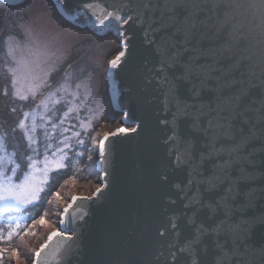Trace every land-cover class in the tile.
<instances>
[{
	"label": "water",
	"instance_id": "95a60500",
	"mask_svg": "<svg viewBox=\"0 0 264 264\" xmlns=\"http://www.w3.org/2000/svg\"><path fill=\"white\" fill-rule=\"evenodd\" d=\"M0 1L19 7L29 0ZM51 1L74 28L87 30L99 37H116L120 51L111 60L121 51H125V56L116 69L110 68V62L107 68L110 105L120 120L105 133L110 135L104 141V157L100 156V141L105 134L99 139L95 171L98 176L97 188L101 191L94 195L96 188L91 195H73L89 199L73 202V196L70 198L65 207L69 204L72 207L64 215L65 223L53 231L60 230L66 236H71V240L56 236L48 241L53 231L50 232L34 252L32 264L34 261L36 264H214L220 251L211 236L205 237L202 245L196 246L200 249L206 245V253H179L178 261H172L170 254L194 237L195 225H190L188 219L197 208L200 210L195 215L196 223L203 222L206 227L220 220L242 224L253 218H264V121L252 120L248 124L239 119L234 121V138L217 142V148L222 145L225 151L219 156L205 159L201 164L203 177H197L204 179L213 176L217 172V163L229 161L223 173V183L210 190L206 183H193L188 192L191 197L199 190L201 204L215 206L226 195V189L231 187L228 216L225 217L222 208H216L214 215L206 206L192 205L185 209L183 205L186 200L180 198L181 193L175 185L183 187L187 183L189 169L188 166L175 168L167 155L163 143L167 130L159 121L166 115L170 119L171 114L163 111V89H158L154 80L149 82V69L155 63V56L153 48L145 43L146 25L140 23L141 15L145 19L159 16V11L152 8L155 0ZM85 2L97 3L107 11L119 12L122 17L132 16L133 19L121 29L122 35L117 33L115 27L101 31L93 25L90 16L78 18L73 14ZM145 4H148L147 8ZM186 14L181 10L179 16L182 19ZM197 19L205 22L200 29L205 33V38L199 47L219 49L229 46L230 52L218 58L217 67L227 68L239 60L240 68L233 75L250 82L245 84L248 96L244 102L248 104L252 98L259 100L261 81L264 80V0H202V10L197 13ZM197 55V52L189 51L184 59ZM205 62L207 58L200 56L199 63ZM173 71L179 73L182 70L177 67ZM188 87L187 84L181 86V98L190 99L186 91ZM201 99L211 101L213 94L204 92ZM258 106V103L251 104L252 108ZM249 115L255 114L250 112ZM187 123L181 121L182 133L186 131ZM119 128L128 131L118 132ZM197 139L202 138L197 135ZM237 145V151H227ZM200 151L206 153L207 149L197 143L195 152L198 155ZM197 163L200 161L197 160ZM172 200L176 202L171 203ZM62 215L63 211L60 219ZM173 217H176L178 236L171 228ZM161 230L164 235H160ZM216 239L231 250L227 233ZM43 244H48V247L36 261L35 254ZM173 244L175 247H170ZM238 244L249 264H264V254L260 251L264 248V228L256 227L243 243Z\"/></svg>",
	"mask_w": 264,
	"mask_h": 264
},
{
	"label": "snow or ice",
	"instance_id": "6c2138e0",
	"mask_svg": "<svg viewBox=\"0 0 264 264\" xmlns=\"http://www.w3.org/2000/svg\"><path fill=\"white\" fill-rule=\"evenodd\" d=\"M144 7L147 8L148 4H145ZM152 8L159 11V16H148L145 19L141 15L140 23L146 25L144 27L145 43L153 48L155 56V63L149 69L151 73L149 82L154 80L157 88L163 89V100L161 101L163 111L165 114H171L170 119L166 115L164 119L159 121L167 130L163 143L166 146L167 155L171 159L173 166L175 168L188 166L189 169L187 183L183 187L177 184L175 188L180 191V198L186 200L183 205L185 209L192 205H200L201 208L206 206L214 215L216 208H222L225 217H227L230 212L228 200L232 191L231 187L226 189V195L221 197L215 206L212 204H201L199 190H197L196 195L191 197L188 196V192L193 183H206L209 186V190L215 188L219 183H223L225 179L223 173L230 163L229 161L217 163L215 165L217 172L213 176L197 179V177H203L201 164L205 159L219 156L220 153L225 151L222 145L217 148V142L225 138H234L236 134L234 121L239 119L244 124H248L252 120L264 121V80L261 81L262 88L259 100L252 98L248 104H245V97L248 96V89L245 84L250 82L245 81L243 78L237 79L233 75L235 71L239 70L240 61L236 60L227 68L223 66L217 67L218 58L224 56L226 52H230V47L227 45L219 49L199 47L202 39L205 38V33L200 30L205 22L197 19V13L202 10V0H155ZM181 10L187 13L182 19L179 16ZM73 14L78 18L90 16L93 18V25L101 31L115 27L117 33L121 35L123 34L121 29L133 19L132 16L122 17L119 12L107 11L97 3L92 2H85ZM124 47L126 49V45ZM189 51H195L198 55L184 59L185 54ZM124 56L125 51H121L110 61V68L116 69ZM200 56L206 57L207 62L199 63ZM228 58L231 59V56ZM177 67L182 71L179 73L173 71ZM241 77H243V73H241ZM183 84L189 85L186 91L189 93L190 99L181 98L180 89ZM204 92L212 93L213 99L207 102L202 100L201 96ZM252 103H258L259 106L252 108ZM250 112L255 115H249ZM181 121L188 122L186 131L183 133L181 132ZM20 126L23 127V121H21ZM117 131L127 132L128 129L119 128ZM132 131H136V129H132ZM193 134H197L202 139L198 140L197 135ZM108 135L110 134H105L103 140L100 141L101 157L105 155L104 141L108 139ZM241 142H243V138ZM197 143L206 148L207 152L200 151L197 155L195 152ZM65 147L70 146L65 144ZM238 147L239 145L231 147L227 151L230 153L235 152ZM59 151L62 154L58 160L51 162L45 160V167L40 170L43 173V178L28 175L25 176L21 184H13L11 178L6 181H0V212H7L10 209L19 211L22 207L40 199V193L44 191L43 185L47 183L49 164H54L58 169L65 167L63 161L67 159V154L64 153L63 149ZM197 160L200 163H197ZM166 178L164 177V179ZM75 181L76 177L70 176L64 183H75ZM100 191L101 189L97 188L94 195ZM51 195L57 200L61 199L58 191L51 193ZM71 199L75 202L80 199H89V197L73 196ZM48 202L51 203V200ZM175 202V200L171 201V203ZM71 207L72 204H69L64 208L60 224L65 223L64 215L68 214ZM199 210L200 208H197L196 212ZM196 212H193L188 219L190 225H195V235L187 240L178 251L170 254L172 261H178L179 253H188L189 255H195L197 251L206 253V245L200 249H197L196 246L202 245L203 239L211 236L215 242V247L220 251V255L216 256L214 264H249L246 254L239 250L238 242L243 243L256 227L264 228V218H253L251 221H244L242 224L227 223L225 220H220L206 227L203 222L196 223ZM47 215V212H45L40 215L38 220L31 218V226L46 224ZM24 219L25 217L21 215L9 221L7 237L0 233V244L5 239L11 241L14 235L19 234L17 230L24 227L21 223ZM209 219H211V216ZM171 228L175 230L177 236L180 234L176 217L171 220ZM224 233H227L230 237L231 250H228L224 243H220L216 239ZM28 234L27 229H25L23 235ZM160 235H164L163 230H161ZM56 236L71 240V236H66L64 232L57 230L48 236V241H51ZM47 247L48 244L40 246V251L35 254L36 261L40 259L42 252ZM170 247H175V245H170ZM245 247L247 248V245ZM7 251L8 249L0 247V262L3 260V254ZM11 251L14 256L19 258L15 248L11 249ZM260 251L261 254H264V248L260 249ZM234 257L237 258L235 261L233 260ZM34 264H36L35 261Z\"/></svg>",
	"mask_w": 264,
	"mask_h": 264
},
{
	"label": "rangeland",
	"instance_id": "374dc122",
	"mask_svg": "<svg viewBox=\"0 0 264 264\" xmlns=\"http://www.w3.org/2000/svg\"><path fill=\"white\" fill-rule=\"evenodd\" d=\"M17 12L22 16L16 24L21 35L12 33L7 38L8 69L5 67L9 71L15 99L35 101L21 119L23 127L19 125L32 152L27 168L22 177L17 179V169L20 165L12 161V157L3 148V143L0 144V181L11 178L13 184H21L28 175L43 178L40 170L45 167V160H58L62 154L60 149L64 150L68 159L71 150H75L76 146L81 148L88 140L91 157H88L86 163L91 180L79 185L67 183L64 191L60 193L61 199L53 197L51 210L46 217L47 223L29 227V234L21 236L25 240L31 239V236L34 238L25 255L24 248L16 249L19 258L14 256L11 264H31L33 254L41 244L39 239L59 228L60 209L69 197L73 193L91 194L98 187L95 162L100 129L97 126L108 124L107 127L112 128L118 122L107 97L105 73L111 57L118 53L119 43L113 36L98 37L87 30L82 31L69 25L61 26L54 19L51 3L47 0H30ZM74 47H85L88 53L85 62L80 65L78 79L74 70H68L65 76L59 79L56 87L51 86L53 76L71 59ZM61 105L63 109L60 110L58 108ZM40 132L44 134V139H48L43 155ZM56 136L58 139L53 140ZM65 144L70 147L66 148ZM77 155L81 157L82 152L79 150ZM67 159L63 161L65 166L68 165ZM56 170L59 169L54 164H49L47 183L52 172ZM47 183L43 185L44 190ZM41 195L42 192L40 197ZM9 211L14 209L7 212ZM24 222L21 221L22 224ZM8 230L9 224L3 233L7 235Z\"/></svg>",
	"mask_w": 264,
	"mask_h": 264
},
{
	"label": "trees",
	"instance_id": "16d2710c",
	"mask_svg": "<svg viewBox=\"0 0 264 264\" xmlns=\"http://www.w3.org/2000/svg\"><path fill=\"white\" fill-rule=\"evenodd\" d=\"M47 1L50 2V0ZM20 8L22 7H12L0 2V144L3 143V148L6 149V153L12 157V161L20 165V168L17 169V179L22 177L27 168L28 158L32 152V149L28 146L27 140L20 130L19 125L24 113L32 107L33 103H35V101L31 100L24 101L15 99L13 88L11 87V78L9 71L7 70L8 57L6 53V40L12 35V33L20 35V31L16 25L17 20L22 18L17 12ZM51 11L54 19L58 21L59 24L64 26L68 24L57 12L52 3ZM87 55L88 53L85 48L76 49L72 54L70 61L65 62L53 76L52 85L59 82L60 77L63 76V71H66V68L70 64L73 65L74 69L78 70L80 65L85 62ZM5 66H7V69ZM40 134L42 138L41 153L43 155L44 150H46L47 147L48 139H44V134L42 132H40ZM57 139L58 136H56V138L53 137V140ZM89 146L90 141L88 140L81 148L76 146L75 150L70 151V155L67 159L68 165L52 172L46 188L37 202L32 203L19 211L7 212L2 216L4 219L0 221V233L5 237H7V235L3 232L8 228L9 221L12 218L23 215L25 217V222L23 223L24 227L19 229L18 235H14L11 241L5 239V241L0 244V247L8 249V251L3 254V260L0 264H11L13 262L12 258H14V255L11 251L13 248L17 250L24 248V255L29 251L34 237L31 236V239L28 238L25 240L24 237H21L25 236L22 233L25 229L31 226V218L38 220L40 215H43L45 212H47V214L50 212L51 206L48 201L52 199L51 193L59 190L65 180L70 176H75L78 185L80 183L86 184L91 180V178L88 177L86 169ZM79 150L82 152L81 157H78L77 155ZM81 178H83V181ZM37 225L38 224L34 227ZM34 227L32 226L31 228Z\"/></svg>",
	"mask_w": 264,
	"mask_h": 264
},
{
	"label": "bare ground",
	"instance_id": "6f19581e",
	"mask_svg": "<svg viewBox=\"0 0 264 264\" xmlns=\"http://www.w3.org/2000/svg\"><path fill=\"white\" fill-rule=\"evenodd\" d=\"M108 131L107 128H101L100 132H99V136L103 135L104 133H106ZM62 211L63 209L61 208L60 209V214H59V217L60 215L62 214ZM47 238V235L46 236H43L39 239V242L42 243L43 241H45V239Z\"/></svg>",
	"mask_w": 264,
	"mask_h": 264
}]
</instances>
